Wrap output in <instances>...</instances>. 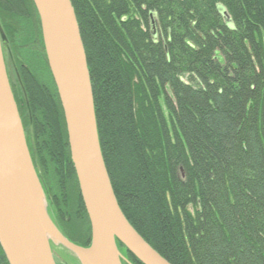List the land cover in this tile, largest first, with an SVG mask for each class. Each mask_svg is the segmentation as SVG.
<instances>
[{
    "label": "trees",
    "instance_id": "16d2710c",
    "mask_svg": "<svg viewBox=\"0 0 264 264\" xmlns=\"http://www.w3.org/2000/svg\"><path fill=\"white\" fill-rule=\"evenodd\" d=\"M29 1L33 5L0 0L5 46L21 16L18 8L29 12ZM71 3L86 52L103 159L128 221L171 264H264L263 1ZM37 20L40 28L38 14ZM39 79L34 76V82ZM47 94L42 104L50 114L38 120L44 149L26 138L28 148L38 177L45 162L62 179L63 196L42 184L55 225L88 247L90 221L63 109L58 96L55 104ZM117 245L126 254L123 264H142ZM0 264H9L1 245Z\"/></svg>",
    "mask_w": 264,
    "mask_h": 264
},
{
    "label": "water",
    "instance_id": "95a60500",
    "mask_svg": "<svg viewBox=\"0 0 264 264\" xmlns=\"http://www.w3.org/2000/svg\"><path fill=\"white\" fill-rule=\"evenodd\" d=\"M33 3L64 113L70 156L90 221L91 243L83 247L70 241L47 210L11 90L0 27V245L8 263L57 264L54 243L73 253L80 264H123L126 259L119 241L142 264H171L131 225L115 196L100 147L91 77L71 0Z\"/></svg>",
    "mask_w": 264,
    "mask_h": 264
},
{
    "label": "rangeland",
    "instance_id": "374dc122",
    "mask_svg": "<svg viewBox=\"0 0 264 264\" xmlns=\"http://www.w3.org/2000/svg\"><path fill=\"white\" fill-rule=\"evenodd\" d=\"M262 1L264 3V0ZM29 4L31 7V10L27 13L24 8H21V7L18 8L19 9L18 11H21V16L17 18L18 21L16 22V26H14V23L12 24L13 27L10 32L11 37L7 38L9 39V41L11 39L9 43L10 47L8 45L5 46L4 42L2 43V46L4 50V55H5L4 59H6V61L8 62L11 72H13L15 70V66H17L18 71L20 73L21 80H22V82L20 83V80L17 79L18 87L15 90V93L17 94V97L21 104L20 109H21V115L23 117V124L25 128L24 131H25L26 138L32 146H35V143L37 142L40 144L39 147L44 149V146L43 147L41 146L42 141H41V135L39 134L38 120L40 118L42 119L43 116L46 117V115L50 114V112L48 113L47 107H44V105L42 104V101L45 97V94L48 92L47 95L52 100L54 99L55 104L56 103L58 104L57 96L59 97V95H58L57 87L54 82L51 70L48 65L43 37H42L41 24H40V28H37L38 27L37 25H39L38 20H37L38 12L36 14L33 11L34 8L32 6L34 5V3L32 5V3L29 1ZM16 7L13 6V8H16ZM38 18H39V15H38ZM39 21H40V18H39ZM13 50H16V52L19 54L17 55L13 54L12 52ZM17 57L20 62L26 61L25 63H27L31 69L30 74L23 67L19 66ZM15 59L17 61L16 65H14L16 62V61L14 62ZM32 70H33L34 75L31 74ZM34 76H36V78L37 77L40 78L38 82H34ZM26 98L28 99V106L25 105V102L27 100ZM160 102H161L163 113L166 119L169 121V114L163 104V101H160ZM67 141H68V134H67ZM42 166L45 168H42V167L39 168L40 172L42 173V179H41V176H39V179L41 180L40 182L43 181L41 184L46 182L48 187H52V186L54 187L52 188L54 189L55 193H57V191L59 190V194L60 195L62 194L63 196L64 191L61 186L62 179H58L54 177L53 167L47 166L45 162H43ZM42 187H44V185ZM60 190H62L63 193H61ZM43 191H44L46 202L48 205L49 202H48L47 195H46L47 193L45 189H43ZM68 217L64 218L65 222L67 221L66 219H68ZM65 228L66 230H68L67 227ZM75 244L79 245L78 243H75ZM51 245H52V250H53L54 257H55L57 264H76V261L74 260V258L76 257L73 253L69 252L67 249H65L61 245L54 244V243H52ZM121 253L126 259V261L124 262H127L126 254L124 253V251L123 252L121 251Z\"/></svg>",
    "mask_w": 264,
    "mask_h": 264
},
{
    "label": "flooded vegetation",
    "instance_id": "af4514ba",
    "mask_svg": "<svg viewBox=\"0 0 264 264\" xmlns=\"http://www.w3.org/2000/svg\"><path fill=\"white\" fill-rule=\"evenodd\" d=\"M2 49H3V46H2ZM3 54H4V50H3ZM4 58H5V55H4ZM5 64H6V70H7V74H8V78H9V82H10V86H11V90L13 92V95L16 96L15 90L18 87V85H17V83H18L17 82V79L19 80L18 75H17V72H16V70H14L13 72H11V70L9 68V64L6 61V59H5Z\"/></svg>",
    "mask_w": 264,
    "mask_h": 264
}]
</instances>
